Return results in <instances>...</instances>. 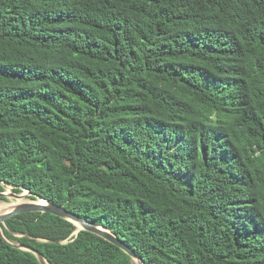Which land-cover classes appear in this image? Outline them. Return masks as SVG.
<instances>
[{
    "label": "trees",
    "instance_id": "1",
    "mask_svg": "<svg viewBox=\"0 0 264 264\" xmlns=\"http://www.w3.org/2000/svg\"><path fill=\"white\" fill-rule=\"evenodd\" d=\"M2 183L147 264H264V0H0ZM0 228V264H133L49 213Z\"/></svg>",
    "mask_w": 264,
    "mask_h": 264
},
{
    "label": "water",
    "instance_id": "2",
    "mask_svg": "<svg viewBox=\"0 0 264 264\" xmlns=\"http://www.w3.org/2000/svg\"><path fill=\"white\" fill-rule=\"evenodd\" d=\"M4 191L0 192V198L6 199H16L21 200L25 197L34 198L30 199L33 202H17L14 206L10 209L0 212V224L4 225L5 221L23 213H49L54 216H57L63 220H66L72 223L75 226V231L73 232V236H76L79 231L89 232L94 234L105 241L115 245L120 250H122L125 254H127L134 264H147L143 259L137 256L124 242L119 240L110 230L106 229L105 227L98 225L93 222H89L87 219L81 218L71 212H68L65 208L61 206H57L48 200H45L35 194H32L30 191L21 188V193L17 194L12 191L13 187L6 186L2 183ZM6 189H9L7 192ZM0 237L3 238V234L0 228ZM4 239V238H3ZM65 243V242H63ZM19 249L23 251L31 252L39 262V264H49L44 257L34 251L33 249L26 248L23 246L17 245Z\"/></svg>",
    "mask_w": 264,
    "mask_h": 264
},
{
    "label": "bare ground",
    "instance_id": "3",
    "mask_svg": "<svg viewBox=\"0 0 264 264\" xmlns=\"http://www.w3.org/2000/svg\"><path fill=\"white\" fill-rule=\"evenodd\" d=\"M6 191L8 192L9 189H6ZM12 200V201H11ZM11 203L7 204V203H0V212L6 211L8 209H10L12 206H14L17 202H33V200L27 199V197L21 199V200H16L11 198ZM47 264V263H46Z\"/></svg>",
    "mask_w": 264,
    "mask_h": 264
},
{
    "label": "rangeland",
    "instance_id": "4",
    "mask_svg": "<svg viewBox=\"0 0 264 264\" xmlns=\"http://www.w3.org/2000/svg\"><path fill=\"white\" fill-rule=\"evenodd\" d=\"M5 199V201H3V200H0V203H7V204H10L11 203V199H6V198H4ZM28 199V198H27ZM11 200V201H10ZM134 264V263H133Z\"/></svg>",
    "mask_w": 264,
    "mask_h": 264
}]
</instances>
